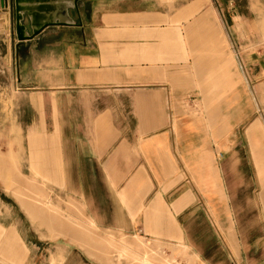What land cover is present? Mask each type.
<instances>
[{
    "label": "crops",
    "instance_id": "1",
    "mask_svg": "<svg viewBox=\"0 0 264 264\" xmlns=\"http://www.w3.org/2000/svg\"><path fill=\"white\" fill-rule=\"evenodd\" d=\"M210 5L79 0L72 26L15 45L30 167L72 208L70 225L24 215L29 264L55 240L51 264H119L80 228L125 243L120 264L144 244L153 264H264V58Z\"/></svg>",
    "mask_w": 264,
    "mask_h": 264
},
{
    "label": "rangeland",
    "instance_id": "2",
    "mask_svg": "<svg viewBox=\"0 0 264 264\" xmlns=\"http://www.w3.org/2000/svg\"><path fill=\"white\" fill-rule=\"evenodd\" d=\"M209 1L211 8L216 12L215 16L224 20L223 31L252 36L250 41L241 40V44H252L251 51L255 52L257 58L259 52L262 54L261 59L264 58V0ZM8 5V11L0 8V264H29V251L23 241L24 215L35 225L40 224L42 217L44 225L46 223L70 225L72 208L62 201L55 200L53 196L55 192L39 182L38 173L30 167L28 161L27 137L23 130L24 123H29L33 112L30 99L19 95L15 45L21 42L18 37L20 28H24L26 36L35 37L34 33L42 24L35 22V19L28 14L24 15L20 22L14 1L9 0ZM79 11V7L69 10L68 16L75 20ZM262 95L260 94L259 98L257 95L256 97L260 111V129L264 133ZM63 229L70 230V228ZM83 229L87 232L89 230V228H80L81 231ZM86 233L85 236L80 233L85 237L81 244L86 246L92 244L93 248H86L85 251L91 252L92 256L100 261H104L105 255L119 264L122 260L126 263L127 259H130L125 248L126 244L120 243L121 240L118 238H109L96 229L95 233L89 232L91 236L89 241ZM62 243V240H55L49 243L47 251L43 252L42 249L38 252V256L42 254L43 258L40 261L37 260V264H51L50 252H56L55 247H60ZM105 244L112 247L105 248ZM18 252L21 253L19 261L13 257V253ZM143 257L144 264H153L154 256L151 247L146 244L143 246ZM165 263L172 264L167 257ZM52 264L57 263L54 261Z\"/></svg>",
    "mask_w": 264,
    "mask_h": 264
},
{
    "label": "water",
    "instance_id": "3",
    "mask_svg": "<svg viewBox=\"0 0 264 264\" xmlns=\"http://www.w3.org/2000/svg\"><path fill=\"white\" fill-rule=\"evenodd\" d=\"M67 1H73L76 7L79 0H16L15 2L20 22L23 20V16L27 13L29 17L35 19V22L37 21L40 22L39 24H42L34 33V36L36 37L49 27L72 26L71 19L68 16ZM48 15L51 18H49ZM57 16H61L67 20H63V18ZM18 37L21 42L33 38L25 35L24 28L18 30Z\"/></svg>",
    "mask_w": 264,
    "mask_h": 264
},
{
    "label": "built area",
    "instance_id": "4",
    "mask_svg": "<svg viewBox=\"0 0 264 264\" xmlns=\"http://www.w3.org/2000/svg\"><path fill=\"white\" fill-rule=\"evenodd\" d=\"M169 260V258H168ZM170 261L172 262V264H183L181 261L177 260V259H170Z\"/></svg>",
    "mask_w": 264,
    "mask_h": 264
},
{
    "label": "bare ground",
    "instance_id": "5",
    "mask_svg": "<svg viewBox=\"0 0 264 264\" xmlns=\"http://www.w3.org/2000/svg\"><path fill=\"white\" fill-rule=\"evenodd\" d=\"M57 17L63 18V17H61V16H57ZM64 19L67 20L66 18H63V20H64Z\"/></svg>",
    "mask_w": 264,
    "mask_h": 264
}]
</instances>
